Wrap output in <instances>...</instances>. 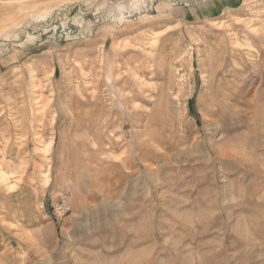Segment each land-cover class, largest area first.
Returning <instances> with one entry per match:
<instances>
[{
  "label": "rangeland",
  "instance_id": "1",
  "mask_svg": "<svg viewBox=\"0 0 264 264\" xmlns=\"http://www.w3.org/2000/svg\"><path fill=\"white\" fill-rule=\"evenodd\" d=\"M0 264H264V0H0Z\"/></svg>",
  "mask_w": 264,
  "mask_h": 264
},
{
  "label": "bare ground",
  "instance_id": "2",
  "mask_svg": "<svg viewBox=\"0 0 264 264\" xmlns=\"http://www.w3.org/2000/svg\"><path fill=\"white\" fill-rule=\"evenodd\" d=\"M223 86V85H222ZM229 97H230V95H229ZM222 98H223V100H228V98H227V96L226 95H224V96H222ZM222 100V99H221ZM232 100V99H231ZM225 156H227V155H225Z\"/></svg>",
  "mask_w": 264,
  "mask_h": 264
}]
</instances>
